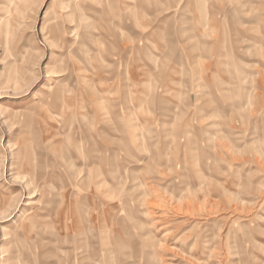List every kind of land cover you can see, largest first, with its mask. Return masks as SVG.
I'll return each mask as SVG.
<instances>
[{
    "label": "rangeland",
    "instance_id": "374dc122",
    "mask_svg": "<svg viewBox=\"0 0 264 264\" xmlns=\"http://www.w3.org/2000/svg\"><path fill=\"white\" fill-rule=\"evenodd\" d=\"M68 1L0 0V264H264V0Z\"/></svg>",
    "mask_w": 264,
    "mask_h": 264
},
{
    "label": "bare ground",
    "instance_id": "6f19581e",
    "mask_svg": "<svg viewBox=\"0 0 264 264\" xmlns=\"http://www.w3.org/2000/svg\"><path fill=\"white\" fill-rule=\"evenodd\" d=\"M78 1H81L84 5H93L95 2L97 3V0H77V2ZM116 1H118V0H116ZM129 1H134V0H129ZM135 1H137V0H135ZM141 1V0H140ZM77 2H75L74 1V3L70 0V1H68V3H67V5H66V8H69V10L71 11V12H75V11H77L78 10V8H80L78 5H77ZM114 3L115 2V0H111L110 1V3ZM71 3H73V4H71ZM127 10V9H126ZM0 24H2V28H3V22H1ZM5 32H7V30L5 31ZM3 35V34H2ZM42 88H44V87H42ZM43 90H45V89H43ZM47 90H49V88L47 89ZM52 94H54L55 95V98L56 99H58L59 97H60V93L58 92V91H56V92H54V93H52ZM59 100V99H58ZM110 104V103H109ZM6 112H10V110H11V108L10 107H6L5 109H4ZM111 172H114V171H111ZM112 178L114 179V176H112ZM110 208H111V206H110ZM30 214V212H28L26 215H29ZM78 215H79V213H78ZM80 218V217H79Z\"/></svg>",
    "mask_w": 264,
    "mask_h": 264
}]
</instances>
